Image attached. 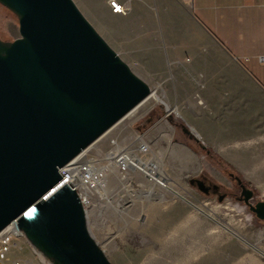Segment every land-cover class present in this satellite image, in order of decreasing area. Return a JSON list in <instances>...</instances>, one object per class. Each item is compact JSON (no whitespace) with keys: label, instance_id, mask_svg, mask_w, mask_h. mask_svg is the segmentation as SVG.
<instances>
[{"label":"water","instance_id":"obj_1","mask_svg":"<svg viewBox=\"0 0 264 264\" xmlns=\"http://www.w3.org/2000/svg\"><path fill=\"white\" fill-rule=\"evenodd\" d=\"M0 2L18 16L20 35L0 41V234L13 225L51 264H111L88 229L76 191L60 186L58 168L145 101L152 88L73 0ZM235 180L244 203L264 222V200L250 203L253 190L237 175Z\"/></svg>","mask_w":264,"mask_h":264},{"label":"crops","instance_id":"obj_2","mask_svg":"<svg viewBox=\"0 0 264 264\" xmlns=\"http://www.w3.org/2000/svg\"><path fill=\"white\" fill-rule=\"evenodd\" d=\"M96 1L107 44L264 200V0Z\"/></svg>","mask_w":264,"mask_h":264},{"label":"rangeland","instance_id":"obj_3","mask_svg":"<svg viewBox=\"0 0 264 264\" xmlns=\"http://www.w3.org/2000/svg\"><path fill=\"white\" fill-rule=\"evenodd\" d=\"M73 1L107 42L110 16L104 6L96 0ZM17 21L18 16L0 2L1 42L10 43L20 36ZM118 55L134 72L136 61L126 60L124 53ZM155 99L150 98L137 108L132 119L121 121L107 131L89 152L99 153L106 147L107 138L127 140L135 133L144 132L162 163L165 184L172 191L147 182L138 173L132 172L126 179L116 172L110 174L108 186L102 191L108 200L94 194L86 215L95 242L111 264H155L154 257L162 255L160 249L164 243L183 247L181 253L190 254L183 264H264V255L252 247L264 253V222L249 210L248 204L232 193L219 201L216 195L202 194L189 182L205 175L221 192H235L237 182L230 173L234 176L237 173L211 158L192 133L184 134L185 123L165 102ZM253 192L250 202L254 204L260 199L256 190ZM10 246L12 257L29 259L35 264L49 262L22 233L14 236Z\"/></svg>","mask_w":264,"mask_h":264},{"label":"built area","instance_id":"obj_4","mask_svg":"<svg viewBox=\"0 0 264 264\" xmlns=\"http://www.w3.org/2000/svg\"><path fill=\"white\" fill-rule=\"evenodd\" d=\"M107 3L114 13H125L127 11V6L122 4L120 0H107ZM152 91L155 90L152 89ZM151 94L121 121L132 119L138 111L137 108L148 101L152 96ZM106 134L107 132L95 142L104 138ZM91 146L80 151L68 163L58 168L59 178H61L60 186L68 185V187L76 191L86 213L92 204L94 194L99 195L100 199L104 201L108 200L102 191L106 190L105 188H107L110 178L109 175L114 172L121 179H126L128 174L133 172V174H140L149 183L159 185H161V181L164 183L163 175L158 172V165L155 161L158 157L151 148V142L144 132L135 133L132 138L127 140L117 137L107 138L106 147L97 154L89 152ZM7 228L0 234V264H35L32 260L9 255L10 244H12V239L15 235ZM48 264L51 263L48 262Z\"/></svg>","mask_w":264,"mask_h":264},{"label":"bare ground","instance_id":"obj_5","mask_svg":"<svg viewBox=\"0 0 264 264\" xmlns=\"http://www.w3.org/2000/svg\"><path fill=\"white\" fill-rule=\"evenodd\" d=\"M151 95H152L151 98H156L155 100L163 101L157 95H155V93L153 91H152ZM155 161L157 162V165H158V172H160V174H162L163 178H164V183L161 181L160 187L163 186V187L167 188L168 190L172 191V189H170V187H168L170 185H166L165 184L166 177H165V174H163L164 171L162 169V163H161L159 157ZM180 197H182V196H180ZM182 199H184V198H182ZM7 229H10V231L12 233H14L15 236H19L22 233L19 230L17 231L16 228L13 225L8 226ZM177 229H180V227H178ZM161 246L162 247H161L160 250L162 252V255L159 256V257H154L155 260L153 262H155V264H183V262H187L190 259V254L189 253H186V254L185 253H181V252L184 251V249H182L183 247L168 246L165 243L163 245H161ZM38 257L42 259V257H40V255H38Z\"/></svg>","mask_w":264,"mask_h":264},{"label":"flooded vegetation","instance_id":"obj_6","mask_svg":"<svg viewBox=\"0 0 264 264\" xmlns=\"http://www.w3.org/2000/svg\"><path fill=\"white\" fill-rule=\"evenodd\" d=\"M230 175H231V178H233V180H235V176L234 175H232L231 173H230ZM240 178V177H239ZM241 179V178H240ZM198 180H200L202 183H198ZM242 181V180H241ZM189 182H190V185L191 186H193V187H195L199 192H201L202 194H205V195H216V197L217 196H219L220 194H225V197H227V195H229V194H231L232 193V195H234V197H236L238 200H242V197H240V195H241V187H240V184H237V190L235 191V192H229V191H227V193L225 192V193H223V192H221L220 191V188H219V186H218V188L217 189H215V190H213L212 189V186H213V182L211 181V180H209L205 175H199L197 178H191L190 180H189ZM243 184V183H242ZM245 185V184H244ZM246 186V185H245ZM247 187V186H246ZM205 188H207V192H204L203 190L205 189ZM253 195H254V192H253ZM252 198L254 197V196H251ZM244 202V201H243ZM251 203V202H250ZM253 204V203H252Z\"/></svg>","mask_w":264,"mask_h":264},{"label":"trees","instance_id":"obj_7","mask_svg":"<svg viewBox=\"0 0 264 264\" xmlns=\"http://www.w3.org/2000/svg\"><path fill=\"white\" fill-rule=\"evenodd\" d=\"M167 118H168V117H167ZM168 119H169V121H170V118H168ZM170 122H171V121H170ZM196 141H198V140L196 139ZM205 151H207V154H208L211 158L216 159L218 163H220V164H224L219 158H217V156H215V154L212 153V151H211L209 148L206 147V148H205ZM241 180H242L241 183L245 184L247 187H249V188H251V189L254 190V188H253L250 184H248L247 182H245L242 178H241Z\"/></svg>","mask_w":264,"mask_h":264},{"label":"snow or ice","instance_id":"obj_8","mask_svg":"<svg viewBox=\"0 0 264 264\" xmlns=\"http://www.w3.org/2000/svg\"><path fill=\"white\" fill-rule=\"evenodd\" d=\"M31 211H32V210L30 209V210H29L28 212H26L25 214H26V215H31Z\"/></svg>","mask_w":264,"mask_h":264}]
</instances>
